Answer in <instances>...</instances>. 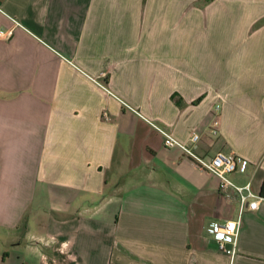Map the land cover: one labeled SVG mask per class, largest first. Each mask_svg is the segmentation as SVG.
Segmentation results:
<instances>
[{"label": "crops", "instance_id": "obj_1", "mask_svg": "<svg viewBox=\"0 0 264 264\" xmlns=\"http://www.w3.org/2000/svg\"><path fill=\"white\" fill-rule=\"evenodd\" d=\"M0 30V264H264V204L221 252L237 200L148 121L261 191L264 0H0Z\"/></svg>", "mask_w": 264, "mask_h": 264}, {"label": "built area", "instance_id": "obj_2", "mask_svg": "<svg viewBox=\"0 0 264 264\" xmlns=\"http://www.w3.org/2000/svg\"><path fill=\"white\" fill-rule=\"evenodd\" d=\"M6 36L7 33L0 30V39ZM219 112L220 105H216L209 128L210 133L213 135L219 132ZM148 121L161 133L165 147L180 148L198 167L218 179L219 191L222 196L229 200H237L238 215L236 218L226 220L223 223H210L206 227V233L217 241L219 250L233 258L237 252L238 237L242 228L243 217L246 212L257 211L261 208L264 204V195L255 191L251 182L239 185L232 180L231 175L237 170L239 161L235 154L226 153L222 150L217 151L213 155L199 154L198 146L201 140L199 132L191 134V145H189L174 136L170 131L161 128L150 120Z\"/></svg>", "mask_w": 264, "mask_h": 264}, {"label": "trees", "instance_id": "obj_3", "mask_svg": "<svg viewBox=\"0 0 264 264\" xmlns=\"http://www.w3.org/2000/svg\"><path fill=\"white\" fill-rule=\"evenodd\" d=\"M260 192L264 195V180H263V183H262V187H261V191Z\"/></svg>", "mask_w": 264, "mask_h": 264}, {"label": "rangeland", "instance_id": "obj_4", "mask_svg": "<svg viewBox=\"0 0 264 264\" xmlns=\"http://www.w3.org/2000/svg\"><path fill=\"white\" fill-rule=\"evenodd\" d=\"M212 155V154H211Z\"/></svg>", "mask_w": 264, "mask_h": 264}]
</instances>
